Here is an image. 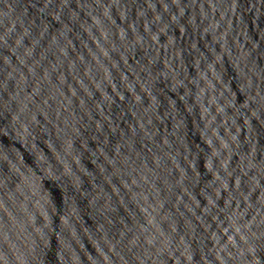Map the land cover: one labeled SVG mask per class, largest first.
<instances>
[{
    "label": "water",
    "instance_id": "1",
    "mask_svg": "<svg viewBox=\"0 0 264 264\" xmlns=\"http://www.w3.org/2000/svg\"><path fill=\"white\" fill-rule=\"evenodd\" d=\"M0 264H264V0H0Z\"/></svg>",
    "mask_w": 264,
    "mask_h": 264
}]
</instances>
